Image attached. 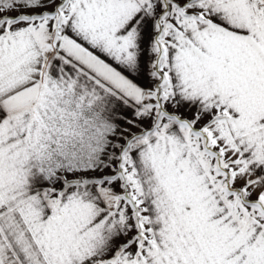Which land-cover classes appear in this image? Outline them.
Here are the masks:
<instances>
[{
	"label": "snow or ice",
	"instance_id": "snow-or-ice-1",
	"mask_svg": "<svg viewBox=\"0 0 264 264\" xmlns=\"http://www.w3.org/2000/svg\"><path fill=\"white\" fill-rule=\"evenodd\" d=\"M0 264H264V0H0Z\"/></svg>",
	"mask_w": 264,
	"mask_h": 264
}]
</instances>
